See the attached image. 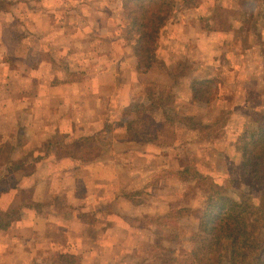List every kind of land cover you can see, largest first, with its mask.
Instances as JSON below:
<instances>
[{"label": "crops", "instance_id": "0c3cea01", "mask_svg": "<svg viewBox=\"0 0 264 264\" xmlns=\"http://www.w3.org/2000/svg\"><path fill=\"white\" fill-rule=\"evenodd\" d=\"M6 1L13 5L12 10L14 5H26L30 21L36 17V10L41 11V2L49 4V0ZM114 3L109 1V5ZM92 4L87 1V5ZM199 6L187 8L171 27L161 30L159 41L165 45L159 48L157 63L149 69L139 65L132 46H123L125 53L117 57L115 29L98 26L103 21L115 23L114 15L96 13V23L90 29L84 22L92 21V16L78 14L76 7H64L66 11L60 9L54 21L69 19V23L60 26L54 41L44 39L47 45L53 42L55 46L39 47L36 40L38 43L24 52L15 31L7 30L12 23L2 17L0 264H158L161 257L156 249L152 251L154 240L132 237L133 227L128 220L114 218L119 213L146 214L160 206L148 201V178L144 180L145 188L141 186L138 191L140 204L135 206L130 200L132 186L125 180L119 183L120 176L110 169L120 166L116 161H130L135 156L138 161H159L165 150H170L178 161L177 147L182 143L188 147L199 143L202 149L223 147L227 127L215 142L199 132L200 125L212 124L219 113L214 111L206 118L200 111L222 108L223 97L216 94L210 103H204L195 98L194 91V85L203 82L210 90L216 82L215 75L207 68L177 81L170 76L181 54L173 51L181 34L187 33L185 43L189 47L181 59L194 67L198 66L197 60L190 52L202 47L199 43L204 41L203 36L214 40L212 52L218 54L233 35L224 34L222 44L217 34L205 30L202 23H210L213 17L195 14ZM48 12L45 8V15ZM0 14L14 19L4 9ZM191 20L199 23L197 35L188 29L189 24H181ZM103 43L109 47L106 49ZM180 88L187 91L185 97L180 95ZM162 90L174 91L176 101L199 109L174 112L175 117L189 118L194 124L169 123L177 141H181L182 132L190 137L172 149L162 145L156 135L147 138L146 128L139 131L138 137L131 135L134 126L142 122L141 117L154 126L168 124L165 119L173 115L167 113V106H163L165 110L161 107ZM220 155L223 153L217 157ZM144 166L149 167L148 162ZM120 204L126 208L124 211ZM167 205V209H160L161 213L172 209ZM131 206L137 209L129 211Z\"/></svg>", "mask_w": 264, "mask_h": 264}, {"label": "rangeland", "instance_id": "374dc122", "mask_svg": "<svg viewBox=\"0 0 264 264\" xmlns=\"http://www.w3.org/2000/svg\"><path fill=\"white\" fill-rule=\"evenodd\" d=\"M87 1H92L94 4L87 5ZM109 1L113 0H49L48 6H44L41 2V11L36 10V17L30 21L26 5H14L12 10L13 5H10L6 0H0V9L9 11L14 17L13 19L0 14V24L2 17L8 19L7 23H12L7 30L15 31V36L20 43V50L24 52L27 47L31 48L32 45L38 43L36 40L40 42L38 43L39 47H44L47 45L45 38L50 42L58 37L60 26L69 23V19L63 21L58 18L60 22L54 21L57 19L56 16L60 9L66 11L64 7L67 10L76 7L78 14L84 13L92 16V21L88 22L85 19L84 22V25L90 29L96 23V18H94L96 13L97 15L101 13L114 15L117 19L115 23L103 21L99 22L98 26L102 29L108 27L110 30L115 29L118 57L125 53L124 47L132 46L126 30L130 19L127 21L128 12L124 11V0H114L113 5H109ZM173 1L176 4L173 10L174 14L169 18L167 26L171 27L170 24L175 23L174 20L181 16L187 8L197 7L200 3V6L195 9V14L213 17L210 23H202L205 30L212 31L214 35L217 34L221 38L222 44L223 35L227 32L233 33L227 38V43L218 54L215 51L212 52V45H215L212 43L214 40L209 41L202 35L204 41L199 43L202 47L190 52L197 60L195 61L197 67L185 64V61L181 59V55H185L182 52L189 48L185 43L187 33L181 34L178 38L180 42H176L173 48L174 52L181 51V54L178 55V60L173 65L175 68L170 75L171 80L177 81L190 73H203L208 68L209 73L214 74L216 80L210 86V94L212 97H215L216 94L223 97V107L220 109L210 107L200 111L202 117L212 115L214 111L219 113L212 124L200 125L199 132L204 138L215 142L221 138L222 129L225 127L228 129L226 134H223V147L202 149L199 143L188 147L182 142H186L190 137L183 132L181 135L179 134V139L182 142L177 141L176 136H173L172 130L169 129V123L173 124L177 121L192 126L194 121L190 123L189 118L175 117L174 112L192 113L198 112L199 109L186 107V103H181L182 100L176 101L174 91L162 90L163 103H161V107L165 110L163 106H167L169 108L167 113L173 115L165 119L168 124L164 122L160 123V126H154L149 119L141 117L142 122L136 127L134 126L131 135L135 134L138 137L140 136L139 131L146 128L148 129V134H145L147 138L156 135L160 138L159 142L166 147L169 146L170 149L176 143H182V147H177L179 148L177 155H180V158L177 161L170 150H165L162 155L163 159L161 158L159 161H138L136 156L130 161H116V164L119 163L120 166L115 164L116 167H111L110 170L114 171L113 174H116L117 177L120 176L119 183L125 180L132 186L130 200L133 204L135 206L140 204L138 191L141 186L145 188L144 180L148 178V201H153L152 204H160V206L146 214L127 212L125 215L115 214L114 218H122V221L128 220L127 223L133 227L130 231L132 237L154 240L155 245H152V251L154 253L156 249L157 254L161 257L158 264H219V262L223 263L224 253V232L221 223L225 202L239 204L244 200L250 201L261 209L258 218L262 222L261 225H264V179L259 172L257 183L254 182L256 178L249 180L241 168L246 145L244 144V132L250 127L258 129L264 121V0ZM45 8L49 10L46 13L48 16L45 15ZM145 12L146 9L138 10L134 14L143 16L146 14ZM147 13L149 17L151 8ZM49 15H53V17L51 18ZM66 17L67 15L63 16V18ZM181 24L186 26L189 24L190 28L188 29H193L194 35H197L195 32L200 30L199 23L195 20ZM47 33L48 35L45 37L44 34ZM159 39L156 43V55L159 48L165 45L161 44V39L160 41ZM51 44L54 45L52 42L47 46L51 47ZM103 46L106 49L109 47L105 43ZM215 57L219 60L216 61ZM179 93L184 97L187 95V91L183 88H180ZM179 103L180 106L177 105ZM234 130L238 132L237 135H234ZM221 152L223 155L217 157ZM259 154L261 155V149L257 147L252 155L258 157ZM257 161H263V159ZM146 162L149 166L147 168L144 166ZM154 192L157 194L154 195ZM167 203L172 209L168 213H161L160 209H167ZM124 204L128 205L125 202ZM123 205L119 206L122 211L126 209ZM135 206H131L129 211H135L134 209H137ZM226 209L228 210L227 207ZM213 226L217 230L219 229V232L212 231ZM139 227L141 230L137 229ZM142 227L146 230H143Z\"/></svg>", "mask_w": 264, "mask_h": 264}, {"label": "trees", "instance_id": "16d2710c", "mask_svg": "<svg viewBox=\"0 0 264 264\" xmlns=\"http://www.w3.org/2000/svg\"><path fill=\"white\" fill-rule=\"evenodd\" d=\"M175 5L173 0H124V11L128 12L127 21L130 19V24L126 27L127 36L140 66L149 69L157 63L156 43L161 30L167 26L169 18L174 14ZM145 9L146 14L143 16L134 14ZM205 85L204 82L194 85L195 98L200 102L210 103L213 97L209 87ZM244 144L246 145L241 168L247 179L256 178L254 182H258L259 172L264 179V121L258 129L250 127L245 130ZM257 147H260L261 155L255 157L252 154ZM259 159L263 161H257ZM260 211L261 209L246 200L239 204L228 201L224 203L221 223L224 232V253L223 263L219 264H264V225H261L262 222L258 218ZM212 231L219 232V229L213 226Z\"/></svg>", "mask_w": 264, "mask_h": 264}]
</instances>
